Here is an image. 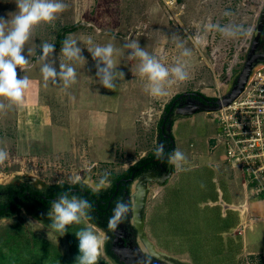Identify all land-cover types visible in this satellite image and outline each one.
<instances>
[{"label":"rangeland","instance_id":"rangeland-1","mask_svg":"<svg viewBox=\"0 0 264 264\" xmlns=\"http://www.w3.org/2000/svg\"><path fill=\"white\" fill-rule=\"evenodd\" d=\"M221 1L178 0L183 8L180 15L177 13L174 18L167 14L159 0H63L66 10L58 14L51 24L41 23L33 28L23 54L30 61V68L24 74L31 82V90L39 89L43 102L68 93V105L56 102L62 107L56 110L52 107L49 114L46 113V117H50L47 123L39 120V114L32 110L23 115L24 119L18 123L27 128L29 135L17 133L16 116H12L9 109L0 112V149L8 153V158L0 164V184L26 180L40 188L60 184L69 186L76 176H80L82 184L87 186L105 173L109 174L111 183L141 158L154 156L159 142L157 123L172 97L185 92H198L210 98H219L233 86L242 69L245 50L232 49L235 41H232V35L226 34L230 27L224 18L228 14L225 10L227 2ZM220 2L221 14L215 10ZM260 2L248 0L249 7L251 5L255 12L260 8ZM17 10L15 0H0V18L9 20ZM199 12L202 14L197 15ZM235 15H238L237 10ZM240 22L231 25L230 31L243 43L241 46L248 45L246 32L241 34ZM68 35L78 40L85 61L72 62L77 82L64 89L62 82L44 81L40 69L45 60L37 52L44 42L56 46L61 38ZM88 37L98 45L111 43L117 50V71L123 72L124 78L118 80L114 90L104 88L99 82L97 61L88 52L85 43ZM133 40L145 51L156 55L166 67L173 66L178 59L186 63L189 78L173 84L164 97L150 96L145 90L146 79L137 74L139 60L130 58V49L124 47ZM228 41L231 43L227 44ZM178 44L189 49L191 56H181L183 48H178ZM227 46L228 49H225ZM60 48L47 58L55 62L57 69L59 63L67 62L60 54ZM218 69H222L220 75H233L231 81H215L213 75ZM103 91L110 97L109 106L104 111L115 114L112 124L108 125L110 130L101 119L96 120L101 115H92L87 106H82L85 99L99 96ZM118 104L124 125L119 124L121 120L117 122ZM92 107L94 104L89 106L91 112L97 110ZM203 113L197 118L193 137L182 135L183 124L188 122L181 123L183 128H176L175 149L186 157L181 168L172 165L173 174L165 185H159L154 180L147 184L149 189L143 210L144 236L168 258L188 264H264L260 258H250L243 250L239 234L249 229V219L243 220L234 209L227 211L228 216L222 219L221 215L225 212L219 211V207L207 209L210 207L204 205L206 199L216 198L214 187L217 184L221 187L224 200H229L224 184L234 175L228 171H233L229 166H226V171L224 167L213 170L210 167L206 157H214L220 148L214 147V137L208 148L204 143L217 123L211 113ZM235 175L239 178L238 172ZM213 176L217 180L214 185L211 181ZM134 185L131 189L136 193ZM241 188L244 192L242 205L259 201L248 195L242 185ZM231 189L234 195L238 193L236 185L232 184ZM20 216L13 215L10 220L0 222V264H76L79 241L75 233L83 224L69 226L66 233L60 236L48 227L30 222L25 217L22 220ZM234 217L239 219V225L237 228L234 225L231 230L229 219ZM142 247L148 249L147 244H142ZM101 262L109 264L105 256L99 264Z\"/></svg>","mask_w":264,"mask_h":264},{"label":"clouds","instance_id":"clouds-1","mask_svg":"<svg viewBox=\"0 0 264 264\" xmlns=\"http://www.w3.org/2000/svg\"><path fill=\"white\" fill-rule=\"evenodd\" d=\"M15 3L18 10L11 16V19L0 18V98L8 102L7 105L0 102V112L13 105L20 106L24 102L25 92L31 82L26 75L18 78L17 68L25 72L30 64L29 59L23 53L26 43L31 38L33 28L41 23L51 24L58 14L67 8L63 0H15ZM85 43L88 45V52L97 61L96 75L100 84L106 89L114 90L118 80L124 78V73L117 71L115 60L117 50L111 43L95 44L91 37H88ZM124 47L130 49L128 55L130 58L139 60L137 74L141 79H146L145 90L152 97L166 96L173 84L189 78L186 63L179 59L173 66L166 67L156 55L145 51L135 40ZM177 47L183 48L181 56H191V51L184 48L182 44H178ZM54 52V44L44 42L41 45L40 58L45 60L40 69L43 79L45 82H62L63 88L67 89L77 82V72L72 62L85 61L82 49L78 46L77 39L71 35L66 36L61 42L60 54L67 62L59 63V69L54 61L47 59ZM154 155L156 159L166 160L168 164L177 169L181 168L182 163L186 161L184 153L178 149L166 153L163 143L156 146ZM7 158L8 153L0 149V164H3ZM108 175L105 173L98 181L89 183L87 187L93 192L107 189L111 186ZM80 183H82L80 176L72 180V184ZM92 208L93 205L89 200L71 190L59 194L50 202L47 215L51 220L48 228L52 232L63 236L69 226L84 225L75 233L79 241V255L76 257V264H99L100 259L106 255L104 248L108 238L107 233L91 222L93 220ZM130 211L129 204L118 201L112 210V216L108 219V229L114 231Z\"/></svg>","mask_w":264,"mask_h":264},{"label":"flooded vegetation","instance_id":"flooded-vegetation-1","mask_svg":"<svg viewBox=\"0 0 264 264\" xmlns=\"http://www.w3.org/2000/svg\"><path fill=\"white\" fill-rule=\"evenodd\" d=\"M262 8L263 6H261L259 13L262 12ZM255 28L249 40L248 48H245L244 61L249 53ZM256 53L264 54V38H262L259 51ZM213 99L198 92H185L172 97L161 112L157 123L159 140L157 145L163 143L166 153L175 149L174 138L172 136L173 123L180 117L189 116H181L179 111L184 110L187 114L191 111H195V114L206 112V108L213 106L216 98ZM140 160L131 167L135 166ZM128 170L122 175L116 176L115 180L110 183V187L99 192H93L82 183L72 184L54 191L50 189L51 187H36L26 180L0 184V222L10 220L13 215L17 216L19 214L22 220L25 217L30 222H36L48 227L51 223L47 215L50 210V202L56 199L59 194L71 190L92 203L91 215L93 216V220L91 222L107 233L108 238L104 251L108 262L112 264H126L124 262L126 260L131 262L130 264H178L175 260L168 258L164 253L155 249L153 244H148V242L143 241L139 237L133 217L134 203L132 195L134 192L131 189L136 181L138 185L141 184L145 187L150 180L158 182L159 185H165L169 176L173 174L172 165L168 164L166 160L161 161L156 159L154 155L130 173H128ZM76 185H83L84 187ZM147 189H149L148 186ZM118 201L129 204L131 211L119 226L112 231L108 229L107 224L109 217L112 216V210ZM142 244H147L148 249H143ZM133 255H137V257H134V261H132Z\"/></svg>","mask_w":264,"mask_h":264},{"label":"crops","instance_id":"crops-1","mask_svg":"<svg viewBox=\"0 0 264 264\" xmlns=\"http://www.w3.org/2000/svg\"><path fill=\"white\" fill-rule=\"evenodd\" d=\"M221 2H223V3L227 2L225 10H227L226 12L228 14L224 18H226L227 22H229L228 26L230 27L228 29L229 31L228 30L226 31V34H229V36L232 35L233 36L232 41L233 40L235 41V43L232 45V49L234 50L237 48V51H240V48H242V50L244 51L248 45L241 46V45H243V43H241L239 41V38L236 39V37H234V34L230 31L231 25L234 26V23H238L241 21L240 22L241 24H239V25H241V30H243L241 32V34H244L246 32L245 33V35H246L245 41H247L246 43L248 44L249 40L251 39L255 25H256L258 14L260 12L259 10H260L264 1L261 0L260 6H259L260 8L256 12L254 11V9L252 8L251 5L249 7L248 0H224ZM221 2L217 4L218 5L217 8L215 6L216 12H219V13L221 12V9H220L222 7ZM235 10H237V12H238L237 16L235 15ZM249 12H252V14H249ZM200 14H202V13H200V12L197 13V15H200ZM190 26H191V24H190ZM188 29H189V31H191L190 28H188ZM229 36H228V38H229ZM263 38H264V35H263ZM192 41L197 42L200 40H192ZM238 42L240 44L239 46H238ZM230 43L231 42H229V41L227 42V44H230ZM225 49H228V46H227V48L225 47ZM229 50H231L230 46H229ZM243 60H244V57L242 58V61ZM29 68H30V66H28V68L25 70V72H27ZM220 71H222V69L216 70V74L213 75V79L215 81H219V82L220 81L221 82H230L231 81L230 79L232 78L233 75H231V74H229V75L227 74L226 76H224V74L220 75L219 74ZM25 72H23L20 68H17L18 78L24 76ZM37 90L38 91L31 90V87L29 86V88L25 92L24 102L22 105H20V106L13 105L11 107L6 108V109L10 110L9 112L12 113V116H14V115L16 116V124L17 125L15 128H16V131L19 135H22V134L29 135V131L27 130V128H24L23 126H21V124L18 123V121H22L24 119V116L26 114H29L30 112L34 111V113L39 114V120H42L44 123H47V121L50 120V117L47 118L46 115L49 114V111L51 110V108L54 107L56 110V109H58V107H62V106H58L56 102H60V104H63V106L68 105V99H67L68 93H65V94L63 93V95H58L59 98H54L53 100L51 98L48 101L43 102L42 99L39 97L40 96L39 89H37ZM109 98L110 97L108 95H106V93L104 94V91H103V93H101V95H99V96L95 97L94 95H92L89 99L88 98L85 99L84 104L82 105L83 107L87 106L88 112L92 113V115L95 113H98L99 115H101L99 117H96V120L100 121L99 119H101L103 121L104 125L107 126V128H108V125L112 124L111 120H112V117L115 115L114 113L111 114V113H106L104 111L105 107L109 106V103H108ZM3 101L4 100H2V102ZM4 103L7 105L8 102L4 101ZM80 104H82V103H80ZM93 104H94V107H92V109L97 108V110H92V112H91V110L89 109V106L93 105ZM14 108H15V111H14ZM102 111H104V112H102ZM102 114L106 115L107 118ZM199 114H205V113H199ZM199 114H193V115H189L187 117H180V118L175 120V122L173 123V127H172V136L175 139V141L177 140L175 132H176V128L178 126H182V128H183V125H184V133H182V135H184L185 138L194 136L195 133L193 132V128L196 125L197 118H198ZM116 116H118L117 120L119 119L117 122L119 123L121 120V122L119 124L124 125V122H123L124 118L121 117V113H120V104H118ZM13 121H15V120L13 119ZM184 121L188 122V124H183ZM110 128H108V129L110 130ZM217 133H218V126L216 127V129L213 130L212 133H210V135H208L206 137V141L204 143L205 148H208L209 143L212 142L211 139L213 137L215 138ZM190 145H189V148L191 147ZM212 145L213 144H211V146ZM214 147L220 148V149H218V153L217 154L215 153L214 157L202 156V158H204V157L207 158V160L211 164L210 167L212 168V170L224 167L223 170L226 171L227 165H224L223 151H221L222 148L219 146L216 147L215 143H214ZM189 153H192V151H190ZM228 171L234 175V177L232 179H226V182L224 184V188L228 191V194H229V200H227V201L224 200V194L221 191V187H219L217 184V187H214L216 198L214 200L206 199V202L204 203V205H205V207L207 205H208L207 207H210L207 209H215V208L219 207L220 208L219 211L225 212V214L223 216L221 215L222 219H223V217L228 216L226 213L227 211H231L233 209L236 210V212H239L241 214L243 220L248 221V219H249L251 221V223L249 222L250 224H248L249 229L245 230L244 232L239 234L241 236V239H242L243 250L245 252H247L248 255H250V258H253V257L260 258L262 260V262L264 263V237H263V234H264V201L259 200V201L247 202L245 205H242L244 192L242 191L241 185L243 183V178L238 171L237 172L239 173V178L237 177V175H235L237 172H233L234 170L233 171L228 170ZM213 177H212L211 181H212V184L214 185L217 180H216L215 176H213ZM232 184L236 185L238 188V193L236 195H234L233 190L231 189ZM218 189H219V191H217ZM230 215H232V214L230 213ZM229 220H230V223H229L230 228L233 227L234 225H236L235 228H237V226L239 225V219H237V217H236L235 219L232 218ZM231 230H232V228H231ZM251 241L252 242L256 241V243L253 244Z\"/></svg>","mask_w":264,"mask_h":264},{"label":"built area","instance_id":"built-area-1","mask_svg":"<svg viewBox=\"0 0 264 264\" xmlns=\"http://www.w3.org/2000/svg\"><path fill=\"white\" fill-rule=\"evenodd\" d=\"M159 1L169 16L180 15L183 5L178 0ZM210 113L218 126L215 146L222 148L224 163L241 174L248 195L264 201V64L253 71L236 99Z\"/></svg>","mask_w":264,"mask_h":264},{"label":"water","instance_id":"water-1","mask_svg":"<svg viewBox=\"0 0 264 264\" xmlns=\"http://www.w3.org/2000/svg\"><path fill=\"white\" fill-rule=\"evenodd\" d=\"M263 10L261 13H259L258 21L256 24L255 32L253 39L251 41V47L249 50V53L246 57V60L243 62L242 69L240 70L239 74L237 75V78L235 80V83L233 86L228 90L226 94L223 96L216 98L215 102L213 103V106L211 108H206L205 111L207 113L215 112L220 110L223 107H226L229 105L234 99H236L245 89V86L247 85L253 71L260 65L264 64V54H257L256 52L259 51L261 40L264 35V2L262 4ZM250 43V42H249ZM248 46L246 47V49ZM198 111V110H197ZM181 116H187V115H193L196 112L191 111L188 114L184 112V110L179 111ZM134 188H137L135 195H132V199L135 200L134 204V222L135 226L138 229L139 237L146 241V238L144 236L143 232V210L146 203V196H147V186L139 184L138 182L134 183ZM150 244V242H148ZM134 257H137V255H133L132 261H134ZM139 257V256H138ZM124 259V257H123ZM175 260L174 258H170ZM178 262V264H188V262H182L179 260H175ZM126 264H130L131 262H128L124 260Z\"/></svg>","mask_w":264,"mask_h":264},{"label":"trees","instance_id":"trees-1","mask_svg":"<svg viewBox=\"0 0 264 264\" xmlns=\"http://www.w3.org/2000/svg\"><path fill=\"white\" fill-rule=\"evenodd\" d=\"M63 41V39L61 38L60 40H59V42L56 44V46H55V51L59 48V46H61V42ZM40 53H41V50H39L38 52H37V55H39L40 56ZM214 100V99H213ZM150 158H144V159H141L135 166H133V167H131L129 170H128V173H130L131 171H133L135 168H137L138 166H140L141 164H143V163H145V162H147L148 160H149ZM76 186H83V185H76ZM66 187V185H63V184H60V185H57V186H52L50 189L51 190H57V189H59V188H65ZM84 187V186H83ZM87 191H89L88 189H86ZM100 264H106V263H103V262H101Z\"/></svg>","mask_w":264,"mask_h":264},{"label":"bare ground","instance_id":"bare-ground-1","mask_svg":"<svg viewBox=\"0 0 264 264\" xmlns=\"http://www.w3.org/2000/svg\"><path fill=\"white\" fill-rule=\"evenodd\" d=\"M195 109V108H194ZM187 114V113H186Z\"/></svg>","mask_w":264,"mask_h":264}]
</instances>
